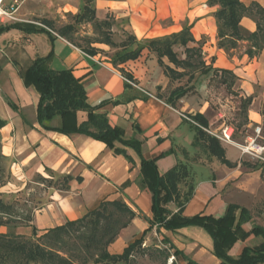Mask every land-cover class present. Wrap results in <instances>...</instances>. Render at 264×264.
<instances>
[{
    "label": "crops",
    "instance_id": "crops-1",
    "mask_svg": "<svg viewBox=\"0 0 264 264\" xmlns=\"http://www.w3.org/2000/svg\"><path fill=\"white\" fill-rule=\"evenodd\" d=\"M147 1L153 2L144 0L142 5ZM87 2L88 0H23L18 15L33 18L34 22L31 24L40 27L43 26L40 23L42 20L52 22L54 31L50 32L54 39L46 34L27 35L18 30H11L0 36L2 38L20 33L21 47L26 53L25 64H18L17 70H10L9 66L0 64V86L7 104L3 117H0L6 122L5 127L0 130L4 149L9 152H4V155L13 161V168H17L18 173L27 177L38 174L46 181L70 177L64 189L49 188L47 202L35 211L29 225L19 228L20 232L31 236L35 228L38 233L44 234L68 221L83 218L103 202L122 201L136 213V217L109 247L111 255L123 254L130 244L143 238L142 246L135 250L144 255L142 260H138V264L152 263L149 255L152 248L165 253L164 264H171L172 257L175 258L173 264H222L214 254L213 240L199 227H186L176 231L163 228L158 231L154 227L144 236L153 220V197L146 186H141L142 159L155 161L162 176L178 164L188 168L190 176L179 188L182 196L190 185L194 192L183 210V217L191 218L202 214L222 218L228 206L234 204L251 214V221L243 226L246 232H251L254 227L264 228V168L260 167L261 161L252 164L244 158L241 146L233 141L236 128L233 123L228 122L230 114L222 112L210 117V103L207 100L216 82L232 89L235 84L229 81V77L233 80L241 79L239 73L255 68L253 77L247 78L249 82L240 80L248 85L247 88L242 87L245 94L239 96L243 99L241 106L247 114V122L243 124V128L260 127L264 135V49L253 59L244 54L242 64H237L235 58L230 59L226 51L218 47L216 9L203 5L207 13L197 19H190L188 23L193 26L191 34L195 40L199 45L202 42L200 46L205 62L202 71L199 70L195 80L190 83L197 94L191 98L184 97L179 105L172 107L159 95V92L166 91L171 79L159 64L157 55L148 49L147 44L142 43L180 33L184 29L182 23L188 16L185 19L179 18L170 10L167 19L170 18L172 24L161 34L156 33L161 19L158 14L150 20L140 19L144 14L137 12L141 7V0H92L96 20L111 24L109 32L113 42L119 46L112 48L93 40L95 28L92 23L75 24V19L83 13ZM254 2L264 8V0H243L246 6ZM111 4H116L118 8L114 10ZM7 25L11 23L0 26ZM56 25L60 27L57 28ZM68 25L75 27L70 38L60 36L58 30ZM241 26L250 33L256 31V24L251 19L244 18ZM129 37H133L135 41L129 42L125 49L121 48L120 44ZM196 46L198 45L190 44V47ZM119 48L124 53L141 49V54L136 60L115 65L101 52L111 49L116 51ZM88 50H94L95 53H87ZM50 53H53L50 68L71 70L85 86L91 106L106 103L98 110V114H105L110 126L121 129L126 140L138 142L140 153L134 148L116 144L117 148L125 152V155H117L105 144L88 136L64 135L41 127L37 119L40 95L35 87L25 85L23 75L37 58L46 57ZM185 58L184 54V58L179 59ZM163 63L178 72L183 71L176 69L167 58L163 59ZM223 71L231 74L225 75ZM184 79L188 80V77ZM248 98L252 101L245 109L243 103ZM9 102L15 107L9 105ZM116 102L119 104H115ZM256 103L258 108L253 111L250 107ZM225 107L229 108V104ZM251 113H255L254 118ZM197 114L206 119L207 128L192 120ZM77 119L78 123L86 121V113L80 112ZM61 124V119L56 118L52 126L60 127ZM226 127L232 129V143L221 141L211 134H220ZM198 128L220 142L226 159L235 167L230 168L209 154L205 143L196 139ZM40 186L44 187V184ZM166 208L172 213L178 211L176 203H170ZM260 243L261 238L251 234L245 241H238L230 249L229 256L237 259L246 247H254ZM176 251L180 254L177 255ZM135 252L130 260L135 258Z\"/></svg>",
    "mask_w": 264,
    "mask_h": 264
},
{
    "label": "trees",
    "instance_id": "trees-1",
    "mask_svg": "<svg viewBox=\"0 0 264 264\" xmlns=\"http://www.w3.org/2000/svg\"><path fill=\"white\" fill-rule=\"evenodd\" d=\"M211 4L220 6L216 13L219 25L218 47L226 52H232L239 47L240 42H247L250 47L245 54L251 59L257 57L260 51L264 49V8L256 2L246 6L243 4V0H218L216 3L211 2ZM244 18L255 22V32L250 33L241 26V21ZM86 22L92 23L95 31L99 32L101 37L99 43L112 48L119 47L113 42L109 32L111 24L107 21L98 22L96 20V11L92 7V0H88L83 13L75 19L76 25ZM40 23L43 26L40 27L31 23H14L0 26V36L11 30H18L27 35L46 34L50 39H54L53 34L50 32V30L54 31V24L47 20H42ZM74 25L61 28L58 30V34L70 38L75 30ZM134 41L133 37H129L127 41L120 44V47L125 49L129 42ZM190 44L198 46L190 47ZM147 46L151 52L157 55L159 64L164 68L165 74L171 81L188 77L187 82L190 84L195 80L196 73L204 67L205 62L201 46L188 27L178 34L149 40ZM175 46L183 49L186 55L184 60L179 59V54L174 50ZM87 53L94 54L95 51L88 50ZM140 54L141 49L123 53L119 56L115 65L136 60ZM52 57L53 53H50L46 57L37 58L23 75L25 85L35 87L40 95L37 119L41 127L46 131L58 132L64 135L79 134L88 136L105 144L108 149H111L117 155H125V152L117 148L116 144L134 148L140 153L138 142L126 140L121 129L110 126L105 114H98V110L106 103L91 106L87 100L85 86L73 75L71 70H53L50 68ZM164 58L174 64L176 69H182L183 71L178 72L165 66L163 63ZM223 74L229 75L231 73L223 71ZM127 79L132 81L130 77H127ZM225 83L226 80L223 81V84ZM193 90V86H180L170 93L166 103L176 107L177 102L188 96ZM251 101V98L244 101L245 109L250 106ZM115 104L119 103L116 102ZM9 105L15 107L11 102H9ZM80 112L87 115V120L82 123H78L77 119ZM56 118H60L62 121L60 127L52 126ZM192 120L201 127L207 128L208 126L206 119L200 114L195 115ZM5 125L6 122L0 119V130ZM196 139L199 142H204L209 154L216 157L222 164L230 168L236 166L226 159L225 150L220 142L209 136L201 128H198ZM3 159L5 158L0 151L1 180L4 178ZM260 167L264 168V162H261ZM141 173L143 175L141 186H146L152 192L153 197V220L144 236L154 227L158 231L162 228L168 231H176L186 227H199L213 240L214 254L221 260L222 264H264V228L254 227L251 232L244 230L243 226L252 219L248 210L231 204L222 218L217 219L202 214L191 218L183 217V210L194 192L192 185L188 187V191L184 196L180 192V184L190 176L188 168L183 164H178L162 176L155 161L142 159ZM69 179L70 177L64 178L66 181ZM170 203L177 204L178 211L176 213H172L166 208ZM14 211L12 205L0 200V217H3V219H0V226L15 223ZM135 217L136 213L122 201L103 202L83 218L68 221L61 227L46 231L39 237V240L42 241L41 244H35L29 240L23 241L24 236L20 235L0 234V259L22 258L27 263L36 264H75L74 258L76 256L68 252L69 250L67 251V248L70 249L68 240L72 238V240H75L72 248L75 247L76 251L79 252L82 246L90 252L89 258L85 257L83 262L79 264H127L135 250L142 246L143 238L130 244L121 255H111L108 249L118 240L121 231L127 228ZM13 227L16 229L20 226L15 225ZM37 233V230L33 228L32 236L37 237ZM251 234L260 237L261 243L254 247H246L237 259L229 256L230 249L238 241H245ZM62 252L66 256H62ZM176 254L179 255L180 253L176 251ZM90 259L92 262H89Z\"/></svg>",
    "mask_w": 264,
    "mask_h": 264
},
{
    "label": "rangeland",
    "instance_id": "rangeland-1",
    "mask_svg": "<svg viewBox=\"0 0 264 264\" xmlns=\"http://www.w3.org/2000/svg\"><path fill=\"white\" fill-rule=\"evenodd\" d=\"M144 0H141V7L137 10V12L144 13L143 16L140 19L148 18L147 20H150L153 16H156L158 14L160 16L159 24L160 26H157L156 33L164 34V29L172 24V20L169 18L167 19V16L169 15L170 10L173 11V14L176 17L184 18L186 16L187 19L183 21V28H193V26H189V21L197 19L204 14L207 13V10L203 8V5L207 4L209 7H214L216 9V12L220 9L219 5H212L211 2L216 3L218 0H152L147 1L144 5H142ZM158 4V6H157ZM114 10L118 8L116 4L110 5ZM126 7V6H125ZM19 14V12H18ZM19 16V15H18ZM162 18H165L166 20H163ZM32 23L34 22L33 18L28 19L25 17H18V21L14 23ZM13 22L11 24H14ZM57 28H59V25H56ZM153 28V26H152ZM155 30V31H156ZM155 33V35H157ZM152 36V34H150ZM95 41L101 40V37L99 35L98 31H95V37L93 38ZM202 41V40H201ZM22 39L20 33H13L7 37L0 38V64L1 65H7L11 69H19L18 64H25L24 62V56H25V49L21 47ZM147 43H142V45H146ZM202 42H200V45ZM250 47V44L247 42H240L239 47L232 51V52H226L228 57L235 58L237 64L241 63V58L245 54L246 50ZM175 51L179 54V58H184V51L179 46L175 47ZM102 54H106L107 57L111 59V62L115 64V62L118 61L119 56H121L125 51L121 50L120 48L114 51L113 49L109 50L108 52L101 51ZM248 61V59H247ZM249 63V62H248ZM220 64V63H218ZM255 68H249L244 71V73L241 74V79L233 80V78L229 77V81L234 83V87L232 89H228L227 87L223 86L220 82H216V84L213 85L214 89L211 94H209L208 101L210 103V108L208 110L210 117H213L217 115L218 113H227L230 114L228 122L233 123L236 128L235 133L233 135V141L235 143H238L242 147H248L250 144L254 141L258 145H263L264 140L261 138H258L255 133L256 126H252L249 129H244L243 124L247 121H245V118L247 117L246 112L243 111V107L241 106V103L243 99L239 97L240 95L245 94V91L242 87L247 88V84H243L241 81H248L247 78H252L254 74ZM247 74V75H246ZM241 80V81H240ZM249 82V81H248ZM189 87L190 84H188L187 79L177 80V81H171V84L168 86L165 92H159V95L162 98L168 99L170 93L180 87ZM196 88V87H195ZM195 94H197V91H193V93L189 94L186 98H191ZM213 96H210L212 95ZM257 96V91H256ZM5 94L2 91V88L0 86V117H3V112L6 109V100H5ZM229 99V102H226V100ZM180 104V101L177 102L176 106ZM226 104H229V108L225 107ZM258 108L257 103L254 104V106H251L250 109L255 111V109ZM255 113H251V116L254 118ZM6 117V116H5ZM253 148V146H251ZM0 151L5 159L2 160V166H3V174L4 178L0 179V200H2L6 204L12 205V207L15 209L14 211V224H8L7 226H0V234H7L9 236H15L20 235L24 236L22 239L29 240L35 244H41L42 241L39 240V237H41L43 234L37 233V237L35 236H27L20 232V227H24L30 224V222L33 219V215L37 209H39L43 204L47 202V193L49 192V188H55V189H64L66 187V184L68 181L64 180L63 178H55L54 180H48L46 181L42 177H40L38 174H34L30 177H27L23 174L18 173L17 168H13V161H11L10 158L6 157L4 155L5 153H8V150L4 149L3 141L1 140V148ZM228 153L230 155V150L228 149ZM202 155V154H201ZM261 158H264V153L260 154L257 152L256 149H254L251 153L245 154L244 158L248 160V162H251L252 164L256 163L257 161L263 162ZM24 176L22 181H19V178L21 176ZM202 177V176H201ZM44 184V187H41L40 184ZM0 219H3V217H0ZM6 220V218H4ZM18 225L20 227L14 228L13 226ZM121 234V233H120ZM74 239V238H73ZM70 249L67 248L68 252H71L73 256H76L74 258L75 264H79L83 262V259L87 257L89 258L90 252L88 249L86 250L84 247H80L79 252L76 251L75 247L72 248V245L75 244V240H68ZM65 251V252H67ZM62 256H66L64 252L61 253ZM149 255L151 256L152 263L151 264H164V258L165 253L159 249L152 248L149 251ZM144 258V255L141 253V251L135 252V258H132L129 263L127 264H138V260H142ZM147 260V258H145ZM89 262H92L91 259ZM0 264H36V263H27L22 258L18 259H0ZM126 264V263H121Z\"/></svg>",
    "mask_w": 264,
    "mask_h": 264
},
{
    "label": "built area",
    "instance_id": "built-area-1",
    "mask_svg": "<svg viewBox=\"0 0 264 264\" xmlns=\"http://www.w3.org/2000/svg\"><path fill=\"white\" fill-rule=\"evenodd\" d=\"M23 4V0H0V25H4L7 23H14L18 21V12ZM128 81V80H127ZM129 82V81H128ZM131 83V82H129ZM255 133L258 138H261L264 140L263 130L260 127H257L255 130ZM214 137L221 141H225L228 143H232V129L229 127L224 128L220 134H213ZM253 146V148H251ZM250 149V150H249ZM254 149L257 150L258 153L263 154L264 153V144L258 145L254 141L250 144L248 147H242V153L243 154H249ZM260 159L264 162V158ZM175 261V258L172 257L170 259L171 264Z\"/></svg>",
    "mask_w": 264,
    "mask_h": 264
},
{
    "label": "bare ground",
    "instance_id": "bare-ground-1",
    "mask_svg": "<svg viewBox=\"0 0 264 264\" xmlns=\"http://www.w3.org/2000/svg\"><path fill=\"white\" fill-rule=\"evenodd\" d=\"M250 150V149H249Z\"/></svg>",
    "mask_w": 264,
    "mask_h": 264
}]
</instances>
